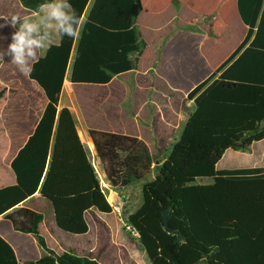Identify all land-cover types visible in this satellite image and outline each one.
Returning a JSON list of instances; mask_svg holds the SVG:
<instances>
[{"label":"trees","instance_id":"obj_1","mask_svg":"<svg viewBox=\"0 0 264 264\" xmlns=\"http://www.w3.org/2000/svg\"><path fill=\"white\" fill-rule=\"evenodd\" d=\"M19 2L35 13L45 0ZM69 2L78 16L86 14L81 38L65 37L34 64L29 79L47 104L10 164L15 185L0 189V216L26 234L33 233L36 213L23 207L6 213L37 192L50 204L56 228L68 235L88 232L86 212L112 213L73 116L66 108L58 112V101L72 55L70 83L103 86L133 71L132 55L144 48L136 30L140 0ZM237 10L247 27L245 39L188 95L195 110L181 138L154 179L143 184L141 205L124 219L149 264H264V169L216 168L226 150L246 151L264 139V0H238ZM89 134L112 188L150 173L153 161L144 142L98 130ZM73 150L81 165L74 176L65 169ZM204 178L212 183L196 184ZM0 264H18L1 237Z\"/></svg>","mask_w":264,"mask_h":264},{"label":"crops","instance_id":"obj_2","mask_svg":"<svg viewBox=\"0 0 264 264\" xmlns=\"http://www.w3.org/2000/svg\"><path fill=\"white\" fill-rule=\"evenodd\" d=\"M237 1L140 0L142 11L136 20V30L144 48L132 55L136 60L133 71L114 76L103 86L72 85V55L57 110L66 108L71 112L86 158L112 201L107 199L112 213L102 215L92 209L85 213L88 232L82 236L68 235L56 228L50 204L40 198L39 192L35 193L6 213L22 207L35 212L38 219L33 233L14 230L5 215L0 216V237L13 249L18 264L123 261L116 249L109 251L110 257L98 258V249L109 246V237L113 235L109 219H121L120 206L132 196L139 197L140 185L133 186L132 182L116 189L109 185L89 131L109 132L144 142L153 161L149 174L155 177L195 110L188 95L208 80L246 37L247 27L238 15ZM15 14L33 17L35 13L23 8L19 0H0V17L10 18ZM0 25H5L0 28L2 51L11 43L16 29L3 19ZM46 104L42 90L29 76L18 71L10 57L0 59V189L15 185L10 164L34 133ZM79 158V152L73 150L70 164L65 165L73 176L80 173ZM216 168L264 169V139L246 151L226 150ZM145 177L135 182L143 186ZM120 252L127 253L126 247Z\"/></svg>","mask_w":264,"mask_h":264},{"label":"clouds","instance_id":"obj_3","mask_svg":"<svg viewBox=\"0 0 264 264\" xmlns=\"http://www.w3.org/2000/svg\"><path fill=\"white\" fill-rule=\"evenodd\" d=\"M0 19L16 29L7 49L0 51V59L10 57L11 63L25 77L30 76L34 64L52 47H58L65 37L80 39L85 23L69 0H45L37 6L33 17L15 14Z\"/></svg>","mask_w":264,"mask_h":264},{"label":"rangeland","instance_id":"obj_4","mask_svg":"<svg viewBox=\"0 0 264 264\" xmlns=\"http://www.w3.org/2000/svg\"><path fill=\"white\" fill-rule=\"evenodd\" d=\"M90 5L88 6V8ZM86 14L84 15L83 19H85ZM151 176V177H150ZM154 174L152 173L147 175L145 177L146 182H149L153 180ZM99 179V175H98ZM100 181V180H99ZM212 183L211 179L204 178V179H199L196 181V184H201V185H209ZM100 184L102 186V189L106 195V199L108 201L112 202L111 199L109 200L108 193L105 190L104 186L102 185V182L100 181ZM140 185V191H139V197L132 196L130 200H128L126 203H123L121 205V219H109V227L113 230V235L110 236V240L107 243V247L105 246H100L98 249V258H103V257H110L109 251L112 250L114 251L115 249L118 251V257L120 256L121 259L123 260L122 262L119 261V264H149L145 253L142 251L139 242H138V236L134 235L133 230H131L129 227L126 226L125 224V217L136 210L142 202V195H141V189H142V184L141 182H134L133 186H138ZM138 198V199H137ZM138 200V201H136ZM137 203V204H136ZM124 246V247H122ZM126 247L127 253H121L120 249L124 250ZM104 249V251H102ZM108 250V251H106ZM114 259L118 257L114 256ZM115 263V262H112ZM111 263V264H112ZM109 264V263H108Z\"/></svg>","mask_w":264,"mask_h":264},{"label":"built area","instance_id":"obj_5","mask_svg":"<svg viewBox=\"0 0 264 264\" xmlns=\"http://www.w3.org/2000/svg\"><path fill=\"white\" fill-rule=\"evenodd\" d=\"M134 232V231H133ZM134 235H137L135 232H134Z\"/></svg>","mask_w":264,"mask_h":264}]
</instances>
